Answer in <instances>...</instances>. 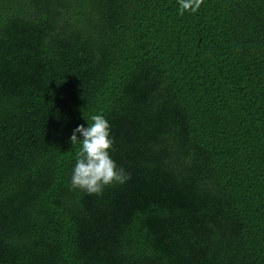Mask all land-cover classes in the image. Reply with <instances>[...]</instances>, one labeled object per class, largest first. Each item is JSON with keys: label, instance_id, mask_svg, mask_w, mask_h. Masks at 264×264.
I'll use <instances>...</instances> for the list:
<instances>
[{"label": "trees", "instance_id": "trees-1", "mask_svg": "<svg viewBox=\"0 0 264 264\" xmlns=\"http://www.w3.org/2000/svg\"><path fill=\"white\" fill-rule=\"evenodd\" d=\"M0 264H264V0H0Z\"/></svg>", "mask_w": 264, "mask_h": 264}, {"label": "clouds", "instance_id": "clouds-1", "mask_svg": "<svg viewBox=\"0 0 264 264\" xmlns=\"http://www.w3.org/2000/svg\"><path fill=\"white\" fill-rule=\"evenodd\" d=\"M180 14L185 11L195 13L203 0H178ZM87 127L77 125L70 136L72 145L79 140L81 148L76 154V162L71 175V189H81L87 194L100 195L107 185L114 182L123 184L130 175L118 168L109 150L114 143L110 137V124L103 115H93ZM80 133L82 139L77 138Z\"/></svg>", "mask_w": 264, "mask_h": 264}]
</instances>
